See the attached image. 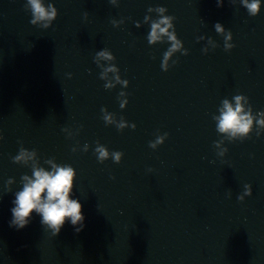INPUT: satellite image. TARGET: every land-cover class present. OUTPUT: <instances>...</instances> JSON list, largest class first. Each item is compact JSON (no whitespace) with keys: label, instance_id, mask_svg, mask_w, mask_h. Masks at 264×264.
<instances>
[{"label":"water","instance_id":"water-1","mask_svg":"<svg viewBox=\"0 0 264 264\" xmlns=\"http://www.w3.org/2000/svg\"><path fill=\"white\" fill-rule=\"evenodd\" d=\"M42 4L56 16L33 24L28 0H0V264H264V5ZM161 17L172 27L149 43ZM236 96L245 137L217 130ZM52 165L74 171L82 229L11 227L23 178Z\"/></svg>","mask_w":264,"mask_h":264},{"label":"clouds","instance_id":"clouds-1","mask_svg":"<svg viewBox=\"0 0 264 264\" xmlns=\"http://www.w3.org/2000/svg\"><path fill=\"white\" fill-rule=\"evenodd\" d=\"M242 6L246 9L250 17H256L264 5V0H241ZM28 4L33 13L31 23L35 24L38 21H51L56 16V10L52 5H49L47 10L42 4V0H28ZM222 5V0H217V6ZM163 12L164 9H159ZM163 25V27L161 26ZM48 25L45 24V27ZM171 18L161 17L158 22L151 25L149 33V43L160 40L161 35L166 34L171 28ZM218 33L223 32L219 23L214 25ZM169 40L174 41L172 48L165 55V62L173 51L181 48V44L175 41L174 34H169ZM226 41L231 39V36L225 37ZM234 47L233 44H225V50L229 51ZM98 57L103 59H112L111 55L105 51L98 53ZM109 71H115L114 68ZM242 96L234 97V106L227 100L223 102L220 116L217 119V130L221 133L229 134L232 137L239 135L245 137L253 123V118L249 112H245L242 107ZM264 123V121H257ZM162 143L161 139L156 141V144ZM155 147V145H150ZM100 156H106V151L100 149ZM120 154H115L116 161L119 160ZM32 155L26 152L16 158L19 160L31 159ZM24 185L21 191L15 194V199L12 201L10 209L11 220L10 226L17 230L25 228L33 217V214L39 217L41 226L56 236L61 231L62 227L67 222L77 232L83 227L84 216L82 214V205L78 200L70 199V193L73 187L74 171L71 167L52 165V171H45L43 168H34L32 177L25 176Z\"/></svg>","mask_w":264,"mask_h":264}]
</instances>
